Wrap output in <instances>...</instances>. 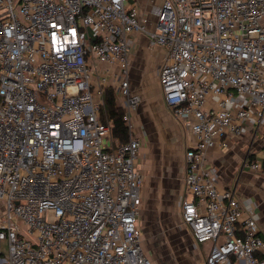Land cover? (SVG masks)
Instances as JSON below:
<instances>
[{
	"label": "built area",
	"instance_id": "obj_1",
	"mask_svg": "<svg viewBox=\"0 0 264 264\" xmlns=\"http://www.w3.org/2000/svg\"><path fill=\"white\" fill-rule=\"evenodd\" d=\"M145 10L128 0H0V249L9 248L0 264H153L138 223L137 34L166 49L163 101L196 138L185 152L182 226L194 246L213 242L205 264H264L257 216L205 165L228 132L264 119V0H164ZM109 88L124 111V143L102 119ZM246 166L264 170L263 161Z\"/></svg>",
	"mask_w": 264,
	"mask_h": 264
},
{
	"label": "crops",
	"instance_id": "obj_2",
	"mask_svg": "<svg viewBox=\"0 0 264 264\" xmlns=\"http://www.w3.org/2000/svg\"><path fill=\"white\" fill-rule=\"evenodd\" d=\"M163 1L128 0L130 5L136 4L142 14L146 13L148 5H161ZM132 42L131 89L141 96L139 107L131 112L134 135L142 143L138 167L160 179L159 190L162 195L169 194L170 190L174 192L179 212L183 198H191L185 183V152L187 148L196 145V138L190 129L174 119L163 101L159 75L165 61L166 49L159 45L152 46L144 35L133 36ZM219 99L211 98L208 106L216 108ZM243 101L244 99L240 98L238 106H241ZM241 127V135L235 136L228 132L223 138L228 142L227 147L218 146L208 150L205 165L212 170L220 189H233L237 192L243 213L254 211L263 229L261 235L264 240V170L257 172L246 166V161L264 162V119L259 126L254 124L252 118L242 122ZM148 148H152L154 158H149L150 160L147 159L143 163L148 158L145 152ZM4 207V202L0 201V215ZM139 227L142 230L141 223ZM258 255L264 258V246Z\"/></svg>",
	"mask_w": 264,
	"mask_h": 264
},
{
	"label": "rangeland",
	"instance_id": "obj_3",
	"mask_svg": "<svg viewBox=\"0 0 264 264\" xmlns=\"http://www.w3.org/2000/svg\"><path fill=\"white\" fill-rule=\"evenodd\" d=\"M151 150H145L148 158L143 163L154 158ZM141 173L144 183L139 223L142 224L143 249L146 254L151 257L153 264H204L213 242L194 246L191 234L181 224L174 192L170 190L169 194L162 195L159 190L160 179L152 173H145L144 168ZM20 227L22 234L31 239L27 232L28 225L20 222ZM8 251V242L2 241L1 257H7Z\"/></svg>",
	"mask_w": 264,
	"mask_h": 264
},
{
	"label": "trees",
	"instance_id": "obj_4",
	"mask_svg": "<svg viewBox=\"0 0 264 264\" xmlns=\"http://www.w3.org/2000/svg\"><path fill=\"white\" fill-rule=\"evenodd\" d=\"M104 122H110L113 128V135L118 143L128 141L130 135L124 120V111L117 106L112 89H107L105 94V108L102 114Z\"/></svg>",
	"mask_w": 264,
	"mask_h": 264
}]
</instances>
